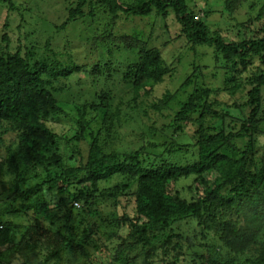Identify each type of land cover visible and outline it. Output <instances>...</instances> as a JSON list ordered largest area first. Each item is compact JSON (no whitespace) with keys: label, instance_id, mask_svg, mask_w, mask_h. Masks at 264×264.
Returning a JSON list of instances; mask_svg holds the SVG:
<instances>
[{"label":"trees","instance_id":"16d2710c","mask_svg":"<svg viewBox=\"0 0 264 264\" xmlns=\"http://www.w3.org/2000/svg\"><path fill=\"white\" fill-rule=\"evenodd\" d=\"M105 2L111 10L117 8L128 16L161 17L162 33L169 27L170 15L180 26V32L166 40L165 46L170 45L175 54L192 52L193 68L177 88L166 82L175 69L164 55L168 47L135 49L132 42L119 40L109 55L120 64L124 62V75L133 79L137 95L157 96L153 108L170 119L159 132L167 151L195 147L196 159L174 168L147 166L146 160L140 159L141 150L108 152L102 148L100 136L89 132L86 160L80 156L75 161L76 156H71L64 166L65 157L58 152L62 147L55 145L58 130L51 120L67 113L60 104L67 87L63 80L79 72L81 66L72 59L60 62L55 53L38 57L37 50L28 45L25 52L21 48L11 52L7 21L0 33V139L13 133L19 147L10 146L9 155L0 157V178L10 175L0 183V195L8 196L0 201V264H76L86 259L101 264L103 257L111 254L129 263L137 246L144 252V264H152L148 258L162 245L160 236L171 240L165 229L178 222L169 221L172 214L195 219L204 229L217 232L223 252L210 251L203 264H264V155H255L264 144V26L255 34L246 33L239 16L229 13L232 7L210 23V10L201 9L200 15L187 0ZM97 5V0H79L63 25L80 15L92 17ZM250 7L256 8L255 18L261 19L264 5ZM220 26L234 35L225 36ZM131 53L134 57L130 59ZM209 58L215 60L216 70L222 65L226 70L227 82L216 87L220 91L236 94L250 85L246 100L239 104L248 109V115H232L211 100L212 90L199 77V70L211 64L206 63ZM92 73H100V67L95 65ZM77 112L86 114L79 108ZM210 114L216 116L214 121L207 120ZM228 117L232 122L247 121V130H233ZM191 126H196L194 134L187 131ZM80 127L86 131L84 125ZM192 135L194 142L182 140ZM53 165L63 168L52 170L49 167ZM38 166L46 171L43 180L23 188V175L38 178ZM182 173L198 175V200L194 203L178 197V206L171 207L168 186ZM88 213L99 217L100 224ZM22 216L26 223L17 222Z\"/></svg>","mask_w":264,"mask_h":264},{"label":"rangeland","instance_id":"374dc122","mask_svg":"<svg viewBox=\"0 0 264 264\" xmlns=\"http://www.w3.org/2000/svg\"><path fill=\"white\" fill-rule=\"evenodd\" d=\"M12 1L14 6L11 7L8 0H0V33L5 29L4 23L8 21L10 23L7 29L10 33L11 52L15 53L18 48L25 52L27 50L25 46L28 45L37 50L38 57L40 55L49 57L55 53L56 60L67 62L72 59L81 66L79 72L74 73L69 79L63 80L67 87L61 93L60 104L66 108L67 113L53 117L54 120H51L52 126L58 130L55 145L62 147V152H58L65 157L64 166L68 164L71 156H76L75 161L80 158L86 160L91 144L89 132L100 136V144L108 152L123 154L134 151L135 148L141 150L140 159H145L147 166L158 167L165 164L174 168L187 166L195 161L197 156L195 147H190L187 151H167L168 147L163 145L164 140L160 138L159 132L163 124L169 122L170 119L160 115V112L153 108L154 103L158 101L157 96L148 98L137 95L133 89V79L126 78L124 75L126 66L121 65L124 62L120 64L115 57L109 55V49L113 48L119 40L132 42L135 49L156 45L161 49L168 47L165 49L164 55L169 58V65L175 69L171 76L166 77V82H169L173 88H177L193 67L190 65L192 52L175 54L169 48L170 45L165 46L166 40L174 39L180 32V26L174 16L170 15L167 18L169 27L162 33L163 26L159 20L162 19L161 17L156 15L128 16L123 11L118 12L117 8L111 10L105 0H97V10L92 17L80 15L72 23L64 26L63 23L68 18L71 9L76 7L79 0ZM126 1L129 0H120V3ZM187 2L200 15H202L201 9H209L210 13L207 19L210 23L223 10L232 7L233 10L229 13L233 17L239 16L246 33L255 34V31L264 26V15L257 20L255 18L256 8L250 7L254 5L260 8L264 5V0H187ZM14 8L17 9L13 11ZM213 27L215 26L213 25ZM220 30L225 36L234 35L221 26ZM208 55L210 56V54H206L207 57ZM133 57L131 53L130 59ZM111 59L114 62L110 61ZM255 60L258 66L259 59ZM214 61L212 58L206 61L211 64L209 63L205 69L199 70V77L203 78L209 91L212 90L211 94L214 98L211 100L219 106L220 110H229L232 115L237 114L243 118L248 115V109L242 108V105L239 106V104L246 100V91L250 85L243 86L236 94L220 91L216 87H223L227 82L226 70L222 62H219L222 66L217 67L216 70L213 66ZM95 65L100 67L98 74L92 73ZM203 73L204 76H202ZM245 74L247 73L244 72ZM78 108L86 111L85 116L78 114ZM207 117L209 122L216 119L214 114ZM81 118L84 121L82 123ZM231 119L228 117L227 121L233 123V130H247V121L235 120L232 122ZM81 124L86 127L85 132L82 131ZM195 129L196 126H191L187 131L194 134ZM191 138L189 139L187 136L182 140L194 142L193 135ZM153 143L162 146L155 148L152 146ZM0 144V157L6 158L9 155L10 146L19 147V140L13 133H8L0 139ZM55 151L57 150L55 149ZM255 155L259 158L263 157V143ZM254 159L260 162L259 159ZM0 163H2L1 160ZM63 165H53L49 168L61 171ZM36 171L40 174L38 178H33L29 174L23 175L25 178V182H21L23 188L33 187L39 183V179L43 180L42 178L46 175L45 169L38 166ZM197 177V174L192 176L182 173L176 180L170 182L168 191L173 197L171 207L178 206L179 198L191 202L198 200L199 194L195 191ZM8 179H10V175L3 174L0 183H5ZM82 184L80 185L82 186ZM7 197V194L3 193L0 195V201ZM168 214V212L167 214L162 213L161 217ZM87 215L92 221L99 222L100 220L99 217L90 213ZM234 216L238 217L237 214ZM175 219H178V222L165 229L166 235L171 236V240L168 242L160 236L162 245L158 246L155 254L148 258L152 264H203L210 251H215L217 255L223 252L224 246L216 231L204 229L195 219L178 218L177 214H172L169 217V221ZM17 222L26 223L27 220L22 216L21 218L17 217ZM24 226L22 225V227ZM143 253V250L137 246L133 248L132 256L129 255V263L117 260L115 254H111L103 257L101 264H109L110 261L114 264H144ZM76 264L93 263L86 259Z\"/></svg>","mask_w":264,"mask_h":264},{"label":"clouds","instance_id":"9594fccd","mask_svg":"<svg viewBox=\"0 0 264 264\" xmlns=\"http://www.w3.org/2000/svg\"><path fill=\"white\" fill-rule=\"evenodd\" d=\"M2 227V226H1Z\"/></svg>","mask_w":264,"mask_h":264}]
</instances>
